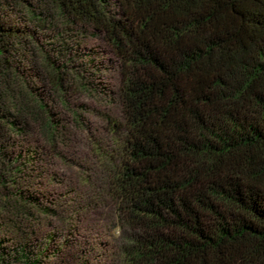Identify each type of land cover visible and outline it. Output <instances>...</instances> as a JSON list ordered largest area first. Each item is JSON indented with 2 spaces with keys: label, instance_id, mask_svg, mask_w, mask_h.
I'll use <instances>...</instances> for the list:
<instances>
[{
  "label": "trees",
  "instance_id": "trees-1",
  "mask_svg": "<svg viewBox=\"0 0 264 264\" xmlns=\"http://www.w3.org/2000/svg\"><path fill=\"white\" fill-rule=\"evenodd\" d=\"M88 29L120 63L123 122L103 114L118 149L94 153L124 264H264V0H0V264L58 254L30 241L58 214L32 186L82 130L71 100L92 81L66 62Z\"/></svg>",
  "mask_w": 264,
  "mask_h": 264
},
{
  "label": "rangeland",
  "instance_id": "rangeland-1",
  "mask_svg": "<svg viewBox=\"0 0 264 264\" xmlns=\"http://www.w3.org/2000/svg\"><path fill=\"white\" fill-rule=\"evenodd\" d=\"M8 15L18 23L31 25L13 4ZM39 33L54 35L50 27ZM78 41L69 43L66 63L81 69L91 79L92 93L71 100L72 104H83L86 109L81 114L82 130L67 127L66 139L57 146L64 160L49 148L40 155L42 173L36 174L32 191L41 193L43 203L57 209L58 214L44 218L39 227L34 226L36 234L30 236V241L41 247L58 248L57 256L49 264H124L121 248L126 244L129 230L120 227L117 210L107 195V161L94 153L96 146L109 155L118 149V141L110 138L103 114L123 122L118 99L120 63L93 30L79 33ZM48 235L52 240L48 241Z\"/></svg>",
  "mask_w": 264,
  "mask_h": 264
}]
</instances>
